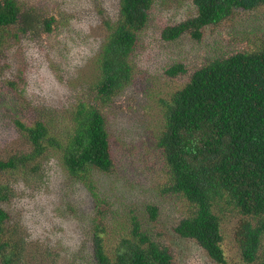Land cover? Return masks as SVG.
<instances>
[{
    "label": "trees",
    "instance_id": "obj_1",
    "mask_svg": "<svg viewBox=\"0 0 264 264\" xmlns=\"http://www.w3.org/2000/svg\"><path fill=\"white\" fill-rule=\"evenodd\" d=\"M28 1L0 0V54L3 47L17 45L31 28L40 26L36 7ZM192 1L196 16L166 28L164 40L189 34L199 41L207 29L237 14L264 11V0ZM153 5L154 0H120L117 21L105 23L108 39L99 55L95 86L66 115L55 117L51 110L48 117L35 121L16 119L30 151L0 160V171L36 178L47 157L59 153L68 174L93 190L95 170H114L105 109L133 81L136 49ZM48 19L43 24L51 30L54 20ZM167 72L177 76L186 69L179 64ZM156 147L168 173L163 192L182 197L189 205L173 227L175 234L195 241L217 264H226L223 216L236 212L241 216L236 236L243 261L264 264V36L192 73L165 102ZM11 197L10 186L0 182V264H27L31 257L27 240L19 223L12 225L5 207ZM148 212L157 228L159 207L151 205ZM104 213L99 209L92 221L93 264H178L171 246L161 240L164 233L146 229L138 216L131 218L118 244L111 245Z\"/></svg>",
    "mask_w": 264,
    "mask_h": 264
},
{
    "label": "rangeland",
    "instance_id": "obj_2",
    "mask_svg": "<svg viewBox=\"0 0 264 264\" xmlns=\"http://www.w3.org/2000/svg\"><path fill=\"white\" fill-rule=\"evenodd\" d=\"M28 4L35 5L34 16L36 21H40V26L31 28L32 31L21 42L34 40L46 50L55 51L59 44L57 37L67 27L68 21L86 18L92 24L90 35L98 42V48L75 74L68 76L70 92L66 96L52 104L39 105L23 96V73L27 64L20 51L21 42L1 49L0 160L3 161L30 151L27 137L16 125V119L35 121L39 117H48L47 112L51 110L56 113L55 117H60V113L66 115V111L87 97L89 88L95 86L100 77L99 55L108 39L105 23L117 21L120 12V0H29ZM196 14L197 8L192 0H154L150 22L136 49L133 81L105 109L115 159L114 170L110 173L95 170L93 190L66 171V178L57 189L61 213L79 220L80 241L74 250L53 245L48 240L28 238L21 224L20 212L12 203L14 192L10 182L20 172L0 171V182L9 185L12 191L10 201L5 204L11 213V223H19L21 234L27 240V253L31 255L27 264H93L92 221L101 208L109 223L111 245L118 244L127 234L131 218L138 216L146 229L158 228L164 233L161 240L171 246L178 264H217L195 241L179 237L173 231L188 212L189 205L186 199L163 192L168 173L156 147L157 136L162 126L165 102L189 82L195 70L264 36V11L237 14L225 23L207 29L199 41L189 34L175 41L163 39L166 28ZM48 18L54 20L51 30L43 24L46 19L50 21ZM13 47L17 48L15 54L10 53ZM179 64L185 67L186 72L170 76L167 71ZM53 67L62 77L67 75L58 63L54 62ZM15 81H18V86L13 88L11 83ZM54 154L61 159L59 153ZM39 174L41 176L35 178L37 183L43 180L44 165ZM151 205L158 206L160 210L155 224L157 228L150 220L148 207ZM223 218L226 264H247L242 259L236 236L241 216L236 212H226Z\"/></svg>",
    "mask_w": 264,
    "mask_h": 264
},
{
    "label": "clouds",
    "instance_id": "obj_3",
    "mask_svg": "<svg viewBox=\"0 0 264 264\" xmlns=\"http://www.w3.org/2000/svg\"><path fill=\"white\" fill-rule=\"evenodd\" d=\"M92 24L86 18L70 19L57 37L58 48L49 51L34 40L21 42L20 51L27 64L23 73V96L33 104H52L70 92L68 76L75 74L94 54L98 42L90 35ZM17 48L10 49L15 54ZM58 63L67 75L62 77L53 67ZM15 69L13 68V72ZM66 178V169L56 154L44 162L43 180L37 183L26 173H17L11 180L13 207L20 212L23 228L31 240H48L71 251L80 241L79 220L62 214L58 187Z\"/></svg>",
    "mask_w": 264,
    "mask_h": 264
}]
</instances>
